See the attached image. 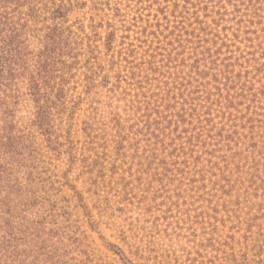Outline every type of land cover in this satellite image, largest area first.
Segmentation results:
<instances>
[{
	"label": "rangeland",
	"instance_id": "obj_1",
	"mask_svg": "<svg viewBox=\"0 0 264 264\" xmlns=\"http://www.w3.org/2000/svg\"><path fill=\"white\" fill-rule=\"evenodd\" d=\"M38 8L33 33L57 25L63 46L50 134L34 103L15 118L33 134L27 219L47 227L19 264L41 245L57 264H264V0Z\"/></svg>",
	"mask_w": 264,
	"mask_h": 264
},
{
	"label": "trees",
	"instance_id": "obj_2",
	"mask_svg": "<svg viewBox=\"0 0 264 264\" xmlns=\"http://www.w3.org/2000/svg\"><path fill=\"white\" fill-rule=\"evenodd\" d=\"M40 2L0 0V264H19L21 260L24 263L25 259L19 260L20 251L26 252L28 246L21 248V244H27L31 236V239L38 238L47 229L43 219H27L29 210L40 199L32 189L34 177L28 164L34 154L29 143L33 134L26 133L15 121L21 103H34L32 123L50 134L48 103L52 95L48 88L53 87L50 83L55 55L62 49L63 34L57 25L47 27L43 34L33 33L37 29L33 23L39 20ZM53 14L61 12L57 9ZM34 36L40 44L38 50L30 46ZM224 46L229 47V43L223 41L217 53H222ZM223 66L228 68L229 64ZM228 72L233 73V69ZM229 74L228 81H232L234 77ZM22 87L28 91L23 93ZM22 172L28 177H21ZM38 250L45 258L37 263L49 264L53 260L52 252L44 251L43 245ZM30 251L28 257L33 260L29 264H34L38 259L37 256L34 260L36 249Z\"/></svg>",
	"mask_w": 264,
	"mask_h": 264
}]
</instances>
